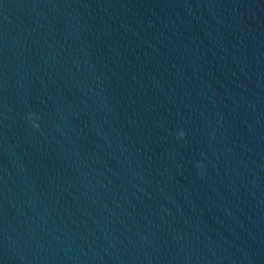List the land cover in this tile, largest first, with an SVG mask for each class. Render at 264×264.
Returning <instances> with one entry per match:
<instances>
[{
  "label": "water",
  "instance_id": "water-1",
  "mask_svg": "<svg viewBox=\"0 0 264 264\" xmlns=\"http://www.w3.org/2000/svg\"><path fill=\"white\" fill-rule=\"evenodd\" d=\"M0 264H264V0H0Z\"/></svg>",
  "mask_w": 264,
  "mask_h": 264
},
{
  "label": "clouds",
  "instance_id": "clouds-1",
  "mask_svg": "<svg viewBox=\"0 0 264 264\" xmlns=\"http://www.w3.org/2000/svg\"><path fill=\"white\" fill-rule=\"evenodd\" d=\"M183 135H184V133H183V132H181V133H180V136H181V138L183 137Z\"/></svg>",
  "mask_w": 264,
  "mask_h": 264
}]
</instances>
